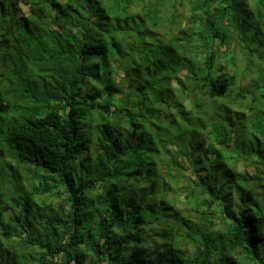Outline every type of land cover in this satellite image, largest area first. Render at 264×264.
Returning a JSON list of instances; mask_svg holds the SVG:
<instances>
[{
	"label": "trees",
	"instance_id": "1",
	"mask_svg": "<svg viewBox=\"0 0 264 264\" xmlns=\"http://www.w3.org/2000/svg\"><path fill=\"white\" fill-rule=\"evenodd\" d=\"M9 161L0 264H264V0H0Z\"/></svg>",
	"mask_w": 264,
	"mask_h": 264
},
{
	"label": "rangeland",
	"instance_id": "2",
	"mask_svg": "<svg viewBox=\"0 0 264 264\" xmlns=\"http://www.w3.org/2000/svg\"><path fill=\"white\" fill-rule=\"evenodd\" d=\"M187 10V8H185ZM24 13L26 12L25 10L23 11ZM255 75V74H253ZM253 75H250L242 84L241 88L245 89L247 87H249L252 84V78ZM117 83H120L121 80L119 78L116 79ZM120 85V84H118ZM125 85V84H124ZM125 94H130L131 96H133L132 93H130L128 90L125 91ZM124 97V95L122 97H120V101L122 100V98ZM119 98V97H118ZM236 110V109H234ZM112 124L115 125H119V120H111ZM246 141V139H245ZM247 142V141H246ZM246 144L243 145V148H246ZM171 149V147H170ZM173 153L172 154H178L179 152H181L177 147H172ZM189 161L190 159L188 157H183L182 155H178V160L177 162L181 165L184 166V168H187V165H189ZM10 166L7 168L6 173H4L5 178L0 177V196L3 197V200L7 201L9 200V198L11 196H17L18 194H22V195H27L26 192H28L27 188L30 186H36L38 185V183L35 181H27L26 179V174H24L23 171V166H21L19 163H16L15 161H9ZM249 171H251V169H248ZM162 171V169H161ZM187 173L189 176L191 175L190 172H185ZM166 173H164L165 175ZM51 179H49V182H51L53 185L57 182V178L55 176H50ZM186 178H182L181 179V183L185 181ZM180 183V184H181ZM172 191L169 192V201H171V203L175 206V208L177 210H181L184 212L186 205H185V201L182 197V195L175 191L174 188L171 189ZM62 192V191H61ZM37 199V198H36ZM4 201V202H5ZM36 202L38 201V203H40V201H44L46 203V205H44L42 208H44L46 211L49 212L50 209H54V210H66V212L69 210V206H68V202H66V199L61 197V198H52L51 196H47V197H41V199H37L35 200ZM6 207V205H4V208ZM35 210L34 208V203L32 204V210ZM36 211V210H35ZM37 213V211L35 212ZM185 213V212H184ZM11 211L10 208L9 210L7 209L5 212V216L11 217L10 216ZM214 215V221L216 224L219 223V220L217 219V217L220 215L218 212L213 214ZM191 218L196 219L198 218V214L195 213L192 209L190 210V215ZM8 217L5 220V223L7 224L8 221ZM36 222V221H35ZM38 222V221H37ZM40 222H38L39 224ZM11 224V222L9 223ZM20 224V223H19ZM37 224V225H38ZM12 225V224H11ZM17 227L16 229L19 231H22L23 233H27V231L23 230V228L19 225L15 226ZM33 229V228H32ZM31 231V230H30ZM32 235L34 234V231L32 232ZM39 234L35 231V235ZM25 235V234H24ZM13 255V253H11ZM89 262V261H87Z\"/></svg>",
	"mask_w": 264,
	"mask_h": 264
}]
</instances>
